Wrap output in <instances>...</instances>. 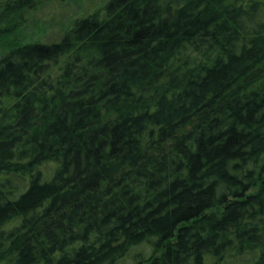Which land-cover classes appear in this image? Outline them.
Returning <instances> with one entry per match:
<instances>
[{
    "label": "trees",
    "instance_id": "trees-1",
    "mask_svg": "<svg viewBox=\"0 0 264 264\" xmlns=\"http://www.w3.org/2000/svg\"><path fill=\"white\" fill-rule=\"evenodd\" d=\"M38 2L0 0V44ZM8 47L0 264H264V0H108Z\"/></svg>",
    "mask_w": 264,
    "mask_h": 264
},
{
    "label": "rangeland",
    "instance_id": "rangeland-1",
    "mask_svg": "<svg viewBox=\"0 0 264 264\" xmlns=\"http://www.w3.org/2000/svg\"><path fill=\"white\" fill-rule=\"evenodd\" d=\"M108 0H39L26 13L27 23L0 44V57L8 50V43L24 44L30 41H55L62 38L76 17L94 12ZM7 45V46H6Z\"/></svg>",
    "mask_w": 264,
    "mask_h": 264
}]
</instances>
